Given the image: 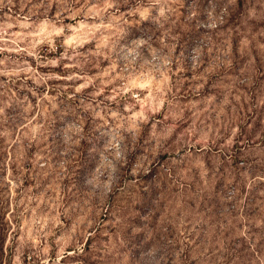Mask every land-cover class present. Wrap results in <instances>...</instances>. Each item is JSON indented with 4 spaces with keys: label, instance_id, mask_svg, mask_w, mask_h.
Returning <instances> with one entry per match:
<instances>
[{
    "label": "rangeland",
    "instance_id": "obj_1",
    "mask_svg": "<svg viewBox=\"0 0 264 264\" xmlns=\"http://www.w3.org/2000/svg\"><path fill=\"white\" fill-rule=\"evenodd\" d=\"M0 264H264V0H0Z\"/></svg>",
    "mask_w": 264,
    "mask_h": 264
}]
</instances>
